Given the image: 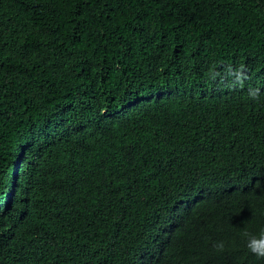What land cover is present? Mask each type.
Returning a JSON list of instances; mask_svg holds the SVG:
<instances>
[{
	"label": "trees",
	"instance_id": "obj_1",
	"mask_svg": "<svg viewBox=\"0 0 264 264\" xmlns=\"http://www.w3.org/2000/svg\"><path fill=\"white\" fill-rule=\"evenodd\" d=\"M262 233L264 0H0V264H264Z\"/></svg>",
	"mask_w": 264,
	"mask_h": 264
},
{
	"label": "clouds",
	"instance_id": "obj_2",
	"mask_svg": "<svg viewBox=\"0 0 264 264\" xmlns=\"http://www.w3.org/2000/svg\"><path fill=\"white\" fill-rule=\"evenodd\" d=\"M262 236H264V233H262ZM262 242H264V241H262ZM250 247H251V250L253 252H256L258 255H264V249H258V248L254 247V246H251V245H250Z\"/></svg>",
	"mask_w": 264,
	"mask_h": 264
}]
</instances>
